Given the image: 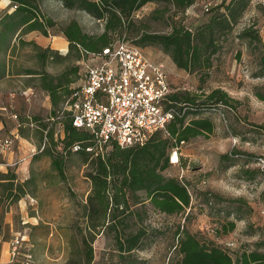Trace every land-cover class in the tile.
<instances>
[{
  "label": "rangeland",
  "instance_id": "1",
  "mask_svg": "<svg viewBox=\"0 0 264 264\" xmlns=\"http://www.w3.org/2000/svg\"><path fill=\"white\" fill-rule=\"evenodd\" d=\"M9 1L8 4L7 0H0V33L6 31L7 34L5 38L0 34V89L3 63L8 57L15 73L38 76L33 84L40 89H76L84 75L82 53L86 51L70 42L65 31L71 24H77L82 36L101 44L100 39L108 29V17L97 18L100 10L86 5L98 4L100 0H72L74 8H68L66 0H36L40 18L24 25L21 24L24 14L15 19L7 18L17 9ZM206 1L197 0L189 12L179 11L168 2L148 3L133 13L130 24L119 32L109 31L106 37L112 43L133 45L150 61L164 64L174 93L209 94L221 90L235 101L233 108L220 104L205 112L202 117L211 119L216 126L214 134L182 145L178 152L179 164L164 172L167 177L188 184L191 207L183 214L168 216L155 212L147 202L143 221L131 216L126 230L136 233L143 227L146 238L138 251L121 256L114 233L109 229H104L94 239L86 229L84 207L91 192V181L86 177L89 170L82 156L67 154L64 174L59 175L52 169V159L38 152L29 165L28 179H23L26 183L22 187H17L16 181L11 187L0 182V210L6 212L21 200L27 203L23 211L29 219L18 226L19 236L26 237L20 249V262L87 264L91 247L90 264H175L179 259L178 233L184 231L197 235L203 243L214 242L233 257L244 250L254 251L258 245L262 247L258 250L264 252V217L261 215L264 165L260 164V160H264V102L255 96L256 92L264 91V77H254L260 71L264 53L261 46H250L248 40L237 39L246 28L255 26L264 41V0L252 1L232 34L221 44L209 70L190 74L179 69L170 53L157 43L145 40L146 34L171 33L176 22L192 30L203 25L210 17L203 8ZM5 4L8 6L2 8ZM49 21L53 27H49ZM43 37L49 38L58 49L45 50L49 53L45 61L41 50L34 46ZM61 43L64 48L57 45ZM59 99L58 107L52 111L54 121L62 116L66 107L67 100ZM192 118L188 116L187 121ZM52 131L58 147L50 143L47 147L62 153L59 141L65 137L63 127L56 124ZM110 150L111 146H103L96 153ZM225 155H230V160H222ZM2 179L0 177V181ZM206 193L212 196L207 198ZM18 196L23 198L17 201ZM230 222L236 224V229L222 234V226Z\"/></svg>",
  "mask_w": 264,
  "mask_h": 264
},
{
  "label": "trees",
  "instance_id": "2",
  "mask_svg": "<svg viewBox=\"0 0 264 264\" xmlns=\"http://www.w3.org/2000/svg\"><path fill=\"white\" fill-rule=\"evenodd\" d=\"M11 1L17 9L7 17L8 19H15L24 14L21 20L22 25L39 20L36 0ZM252 1L224 0L221 6L209 13V19L196 29L192 30L182 22H176L171 33L155 36L146 34L145 40L157 43L170 53L179 69L190 74L209 70L212 67L213 57L222 48L221 44L232 34L250 8ZM151 2H168L179 11H187L197 0H100L98 4L86 3L94 10H100L97 18L108 17V29L100 39L101 44L82 36L77 24H71L65 34L70 42L76 46H82L86 52L102 53L104 49L115 44L107 40V33L121 31L131 23L130 18L133 13ZM73 4L72 0H66L68 8H74ZM49 22V27H53L52 21ZM0 34L2 38L7 36L6 31ZM237 39L248 40L250 46L253 44L261 46L262 53H264V41L255 26L246 28ZM35 48L41 50L43 61L47 60L48 51L37 46ZM259 66L260 71L254 75L255 78L264 77V54ZM255 96L264 102V91L256 92ZM234 102L227 93L221 90H213L209 94L173 92L165 101V106L167 110L175 111L176 115L167 126L166 132L155 133L143 146L123 149L112 144L107 145L111 146L110 151L99 154L96 153L99 142L90 132L75 128L71 113L64 111L57 121H54L55 118L52 117L48 123L36 125L41 130V142L45 140L41 155L52 159V169L59 175L64 174L67 154L75 153L82 156L83 163L89 170L86 177L91 181V192L88 203L84 207L86 229L91 231L93 239L104 229H109L110 233H114L116 248L121 256L131 255V252L140 249L147 234L143 227L136 233H128L126 230L130 225L127 221L131 216H138L140 221H143L147 213V202L151 204L155 212L168 216L183 214L191 207L192 197L188 184L179 179L167 177L164 172L172 166L170 158L175 150L180 151L182 145L200 136L214 134L216 129L214 122L202 115L213 108L212 106L220 104L233 108ZM190 115L194 118L187 121ZM56 124L63 127L65 135L64 139L59 141L62 145V153H56L47 147L48 143L58 147L52 131ZM75 148L78 150L75 151ZM230 157V155H225L222 160H230ZM0 177L3 178L0 182L9 184V187L14 186L15 181L18 183L17 187H22L26 183L21 182L17 175L11 172L0 173ZM142 195L144 198L141 197ZM205 196L208 198L212 194L206 193ZM22 198L18 196L17 201ZM235 229L234 222L227 223L222 226V234L227 235ZM1 233L0 218V235ZM178 234L180 237L176 250L179 259L175 264H264V252L258 250L262 248L260 245L254 251L244 250L233 257L212 241L203 243L197 235H192L188 231ZM85 244L88 245V241ZM89 248L87 264L93 260V251L91 247ZM17 264L25 263L19 261Z\"/></svg>",
  "mask_w": 264,
  "mask_h": 264
},
{
  "label": "built area",
  "instance_id": "3",
  "mask_svg": "<svg viewBox=\"0 0 264 264\" xmlns=\"http://www.w3.org/2000/svg\"><path fill=\"white\" fill-rule=\"evenodd\" d=\"M223 3L224 0H207L203 8L210 13ZM84 55L88 56L83 81L70 94L65 107L75 128L90 132L100 149L112 144L123 149L143 146L155 133L166 132L176 113L165 106L174 90L164 64L150 61L139 48L124 42L115 43L102 53ZM14 119L18 117L14 115ZM12 145L13 141L7 139L1 149H11ZM178 152L179 149L171 155L172 165L179 164L172 159ZM260 164L264 165L263 159ZM261 215L264 217V208ZM25 239L19 235L14 238L10 264L19 263Z\"/></svg>",
  "mask_w": 264,
  "mask_h": 264
},
{
  "label": "crops",
  "instance_id": "4",
  "mask_svg": "<svg viewBox=\"0 0 264 264\" xmlns=\"http://www.w3.org/2000/svg\"><path fill=\"white\" fill-rule=\"evenodd\" d=\"M7 1L9 4L10 1ZM7 6L5 4L2 8ZM40 40L42 41L35 44L42 50H58L53 47L49 38L43 37ZM57 45L64 48L63 43ZM60 51H64V49ZM82 56L83 63H85L84 53ZM3 67L4 78L1 80L2 89H0V152L2 155L0 157V172L4 174L15 173L18 179L24 182V178L25 180L28 179L26 175L30 171L29 165L37 157L38 152L41 155L44 150L45 140L41 142V130L36 125L48 123L49 119L52 118L54 107H58L59 98L62 101L67 100L75 89H40L33 84L38 76L14 72L11 57L5 59ZM65 95L68 96L65 97ZM55 103L57 106H54ZM14 115L18 117V120L14 119ZM7 139H11L13 145L11 149L3 150L1 149L2 143ZM24 201L21 200L18 204L10 206L6 212L0 210L2 222L0 264H10L11 243L19 235V223L21 221L26 223L29 219L23 211L27 206Z\"/></svg>",
  "mask_w": 264,
  "mask_h": 264
},
{
  "label": "bare ground",
  "instance_id": "5",
  "mask_svg": "<svg viewBox=\"0 0 264 264\" xmlns=\"http://www.w3.org/2000/svg\"><path fill=\"white\" fill-rule=\"evenodd\" d=\"M172 159H173V163H176V162H177V159H178V156H177V155H175V154H173V157H172Z\"/></svg>",
  "mask_w": 264,
  "mask_h": 264
}]
</instances>
